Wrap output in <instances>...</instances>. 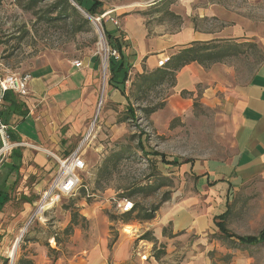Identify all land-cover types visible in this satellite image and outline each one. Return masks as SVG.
<instances>
[{
    "label": "rangeland",
    "instance_id": "374dc122",
    "mask_svg": "<svg viewBox=\"0 0 264 264\" xmlns=\"http://www.w3.org/2000/svg\"><path fill=\"white\" fill-rule=\"evenodd\" d=\"M81 1L85 6L95 2L97 17L109 14L117 20L118 30L125 18H132L143 22L145 30L154 36L176 32L194 18L196 26L202 30L219 29L218 23L199 19L193 14L210 5L217 7L227 24L240 22L248 31L264 30V0ZM22 2L3 0L0 3V80L7 75L30 78L41 69L60 70L64 63H82L93 58L99 65L97 114H94L95 120L93 116L87 123L83 136L72 141L71 151L75 152L81 146L86 166L79 175L80 188L72 196H60L42 213L36 214L40 199L37 198V204L30 205L22 215L10 213L2 216L0 264H10L7 253L23 230L13 264L24 258L33 264H68L95 244L97 234H108L112 244L120 232L132 230L122 223L123 215L128 212L123 208L128 203L130 208L136 204L148 210L162 199L195 194L197 177L189 173L190 168L205 161L227 162L235 152L234 132L217 109L206 108L200 102L199 94L195 97L181 92L180 97L189 103V107L177 111L173 107L176 104L173 98L177 94L169 83L149 91L136 89L132 84L138 81L136 74L139 73L132 69L125 90L130 96L134 119H127L125 104L118 107L106 103L109 55L106 54L104 72L105 52L99 45V35L92 22L81 13L88 24L80 18L37 22L31 11H24L20 5ZM51 2H45L37 9L44 18L52 17L48 12ZM72 22L81 25L82 30L73 33ZM102 24L106 31L111 29L107 17ZM103 42L106 48L115 49L104 36ZM257 47L256 51L244 49L243 54L225 61L234 68L239 81L249 79L255 72L256 62L261 57L260 47ZM140 139L142 148L138 144ZM154 153L161 154L165 162L176 164L166 165L159 156L152 157ZM29 198L34 200L33 196ZM208 236L209 245L214 246L210 250L212 264H233L232 255L224 256L223 252L236 251L237 247L227 243L228 248L221 251L215 245L222 235L216 232V235ZM188 247L192 251L198 250L194 239ZM179 262L178 258L172 264Z\"/></svg>",
    "mask_w": 264,
    "mask_h": 264
},
{
    "label": "crops",
    "instance_id": "0c3cea01",
    "mask_svg": "<svg viewBox=\"0 0 264 264\" xmlns=\"http://www.w3.org/2000/svg\"><path fill=\"white\" fill-rule=\"evenodd\" d=\"M193 14L218 23L219 29L196 30L189 21L176 32L154 36L138 19L125 18L120 30L110 24L107 32L120 45L118 61L128 66L129 72H151L181 47L215 40L256 43L264 56V30L248 31L240 22L227 24L214 5ZM79 63L33 73L29 96L20 98L28 114L24 118L4 115L10 142L18 146L0 163V219L10 213L22 215L39 198L38 205L41 203L57 173L58 161L73 153V139L86 132L98 100L99 65L93 58ZM110 71L113 82L121 83L124 70ZM107 86L106 103L127 106L125 95ZM173 89L177 94L173 98L175 110L189 107L181 92L195 97L199 94L206 108L217 109L229 121L234 132L233 156L227 162L193 165L189 173L197 177L195 194L172 196L160 205L153 220L127 224L132 230L120 232L112 244L108 234H97L95 244L68 264H172L178 258V264H212L210 250L214 246L209 245L208 235L218 232L215 218L228 212L226 229L239 237H255L264 230V60L249 79L240 81L228 64H213L207 69L190 64L177 72ZM50 200L48 196L45 202L49 207L58 201ZM146 232L157 247L163 246L165 255L161 259H154L153 243L140 238ZM192 239L198 250L188 247ZM227 243L238 249L223 252L224 256L232 255L233 264H264V242L243 246L237 240L220 237L215 247L223 251Z\"/></svg>",
    "mask_w": 264,
    "mask_h": 264
},
{
    "label": "trees",
    "instance_id": "16d2710c",
    "mask_svg": "<svg viewBox=\"0 0 264 264\" xmlns=\"http://www.w3.org/2000/svg\"><path fill=\"white\" fill-rule=\"evenodd\" d=\"M3 0H0V3ZM52 1L49 9V14L52 15V17H45L42 15V12L37 10L40 5L45 4V2ZM73 2L77 3V5L83 9V11L88 15V16H98V5L93 2L89 6H85L81 0H73ZM160 3H163L160 2ZM21 7L24 9L26 12H32L33 15L35 16V19L37 22H60L66 21L69 19L73 18H80L85 24H88V21L84 18L81 17L79 14L80 12L76 10L71 3H69L68 0H23L22 4H20ZM47 15V14H46ZM50 15V16H51ZM196 19H192L191 23L193 25V29L196 30H201L196 26ZM73 33L80 32L82 30V26L78 25V23L72 22L71 24ZM104 27V32L105 36L107 39L108 44L117 49L118 53L120 50V45L117 41L116 38H114L112 35L109 34L105 30ZM244 49H250V50H255L258 49L257 45L255 43H239L236 44L234 42H229V41H224V42H219V41H209V43H204V42H194L190 43L187 46H183L178 50L175 54L169 57V60L165 62V64L157 69L152 70L150 73L143 72L141 74H136V83L134 82L132 85L138 88L139 90L143 91H149L152 90L153 87L164 85L166 83H169L170 87H173L175 85L176 81V75L177 72L180 71L183 67L190 65V64H198L202 68L207 69L210 67V65L213 64H221L225 63V61L229 58H232L234 56H238V54H243L246 52ZM260 54V59L256 62L257 66L261 64L264 60V56L262 54V51H258ZM109 65H108V70L111 75L110 71L112 68H116L117 71H121V69L124 70V79L122 80L121 83H114L113 82V76H109L108 84L111 85L113 88H116L121 92V94L125 95V99L127 101V108H126V117L127 119H134V113L132 110V106L130 105V96L127 93V91L124 89V86L127 81L130 80V75L129 73V67H123V64H120V62L117 60H114L113 58H109ZM154 110L149 111V113H152ZM148 114V112H146ZM7 114H12L14 116L24 118L28 114V109L26 108L24 102L20 99L19 96H16L13 94L11 91H5L3 92V95L0 99V124L3 126H6L5 121H3L4 115ZM8 134V132H7ZM9 137V136H8ZM139 147L142 148V141L141 139L138 142ZM12 153V152H11ZM146 156H149V154H145ZM152 157L154 156H159L161 158V162L166 164V165H173L176 164L173 161L170 162H165L163 160V156L159 153H154L151 155ZM143 190V189H140ZM139 190V191H140ZM154 192V191H153ZM152 193V192H151ZM169 199L165 198L162 199L156 206L152 207V209H144V208H139L136 204L130 208L126 214L123 215V220L122 223L126 224L131 223V222H147L151 221L155 218L156 212L158 211L160 205ZM228 212H226L223 216H219L214 219L216 227L218 228V233L222 235L224 238L228 239L231 241L232 240H237V244L239 245H258L264 242V230L260 231L259 235L257 237H252V236H245V237H239L236 235H233L232 233L230 234L228 230L226 229L225 225V218L227 216ZM134 215V216H133ZM141 239L150 241L153 243V257L155 260L161 259L164 255L165 252L163 250V246L159 245L158 247L156 246V242L154 241L153 238L150 237V233L146 232L144 233L141 237ZM4 263L6 260L3 261ZM17 264H33L31 260L27 259H20Z\"/></svg>",
    "mask_w": 264,
    "mask_h": 264
},
{
    "label": "built area",
    "instance_id": "2783aa9c",
    "mask_svg": "<svg viewBox=\"0 0 264 264\" xmlns=\"http://www.w3.org/2000/svg\"><path fill=\"white\" fill-rule=\"evenodd\" d=\"M105 17H107V20L115 29L118 30L119 27L117 20L112 17H109V14L107 13L104 16H100V17L96 16L91 18V22L96 28V32H98L99 40L102 41V46L104 47L103 51L105 52V56L103 58V62H102L103 64L107 63L106 54L109 55L108 59L109 58H113L114 60L119 59V55L117 51L115 49L106 48L103 42V36L104 38L106 37L104 32V27L102 24ZM103 64H102V69H103ZM74 65L80 66V63L75 62ZM29 82L30 79L27 76L25 77H21V76L16 77L15 75L4 76L3 79L0 80V99L3 95V92L5 91H11L13 94L19 96L20 98L29 96L30 94L28 90ZM7 129H8L7 126H3L2 124H0V140H1L0 163L6 157V155H9L10 152L15 147L18 146L10 142V139L7 134ZM80 148L81 146H79L78 150H75V152L65 157V159L58 161L57 173L53 178V180L51 181L52 183L50 189L48 190L47 194L43 196V199L41 200V203L38 205V207L41 204H45L46 200L48 199V196L51 198V200L52 199L59 200L60 196L63 197L72 196L78 191V189L81 186V181H79V175L81 172H84L86 168L81 156ZM123 209L124 212L130 210V208L127 209V206L126 208L124 207Z\"/></svg>",
    "mask_w": 264,
    "mask_h": 264
},
{
    "label": "bare ground",
    "instance_id": "6f19581e",
    "mask_svg": "<svg viewBox=\"0 0 264 264\" xmlns=\"http://www.w3.org/2000/svg\"><path fill=\"white\" fill-rule=\"evenodd\" d=\"M99 45H100V47H102V50H104V47L102 46V41H100ZM103 70H104V72H105V70H106V63L103 64ZM130 207H131V205H130V203H128L127 209H129ZM48 208H49L48 205H46V204H41L40 207H39V209H38V213H42L43 211H45V210L48 209ZM18 239H19V236L15 239L13 245L11 246V248H9V251H8V253H7V256H8L9 258H11V260H10V263H11V264H13V262H14V260H15V258H16V257H15L16 249H14V248H15V246H16V243H17V240H18Z\"/></svg>",
    "mask_w": 264,
    "mask_h": 264
},
{
    "label": "water",
    "instance_id": "95a60500",
    "mask_svg": "<svg viewBox=\"0 0 264 264\" xmlns=\"http://www.w3.org/2000/svg\"><path fill=\"white\" fill-rule=\"evenodd\" d=\"M69 1V3H71V5L76 9V10H78L82 15H84L85 16V18H87L89 21H91V18L92 17H90V16H88L78 5H77V3H75V2H73V0H68ZM101 104V101H99V103H98V106ZM100 107V106H99ZM84 140H86V139H84ZM23 233H24V230H23V232L20 234V236H19V239L17 240V243H16V246H15V248L14 249H16L17 247H18V245H19V240L22 238V236H23ZM10 260H11V258H10ZM11 264V263H10Z\"/></svg>",
    "mask_w": 264,
    "mask_h": 264
}]
</instances>
